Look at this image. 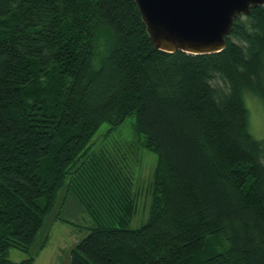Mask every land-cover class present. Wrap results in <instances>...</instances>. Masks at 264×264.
Returning <instances> with one entry per match:
<instances>
[{"label":"trees","instance_id":"16d2710c","mask_svg":"<svg viewBox=\"0 0 264 264\" xmlns=\"http://www.w3.org/2000/svg\"><path fill=\"white\" fill-rule=\"evenodd\" d=\"M225 41L157 49L135 0H0V264L32 262L8 252L63 184L96 222L70 264H264V137L243 101L264 107V4ZM143 151L147 218L129 227Z\"/></svg>","mask_w":264,"mask_h":264},{"label":"rangeland","instance_id":"374dc122","mask_svg":"<svg viewBox=\"0 0 264 264\" xmlns=\"http://www.w3.org/2000/svg\"><path fill=\"white\" fill-rule=\"evenodd\" d=\"M243 101L247 106L249 118V132L254 138L264 137V107L262 102L250 91H244ZM131 120H127L110 136L109 140H122L128 134ZM94 136L93 146H98L105 142L103 135ZM153 158V159H152ZM143 163L141 164L140 180L143 184L142 193L139 200L140 208L130 222L129 227H138L147 218L148 186L154 157L148 152L143 151ZM144 190V191H143ZM149 196V198H148ZM53 210L43 219V224L38 230L33 243L26 251H21L12 247L8 254L14 261L33 257L30 264H70V249L77 245L91 228L96 226V222L90 218L87 209L83 206L80 199L73 193L72 189L65 184L58 190L55 196Z\"/></svg>","mask_w":264,"mask_h":264},{"label":"water","instance_id":"95a60500","mask_svg":"<svg viewBox=\"0 0 264 264\" xmlns=\"http://www.w3.org/2000/svg\"><path fill=\"white\" fill-rule=\"evenodd\" d=\"M154 47L164 52H220L237 15L264 0H135Z\"/></svg>","mask_w":264,"mask_h":264}]
</instances>
